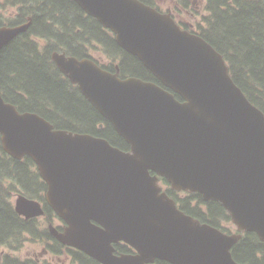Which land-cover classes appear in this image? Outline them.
I'll use <instances>...</instances> for the list:
<instances>
[{
    "label": "water",
    "instance_id": "1",
    "mask_svg": "<svg viewBox=\"0 0 264 264\" xmlns=\"http://www.w3.org/2000/svg\"><path fill=\"white\" fill-rule=\"evenodd\" d=\"M73 1L159 83L51 53L128 150L20 112L0 91L2 148L33 160L47 205L64 221L62 229L49 223V232L101 264H241L231 248L242 234L264 241V113L234 83L223 56L169 13L141 0ZM30 24L0 25V51ZM160 178L174 191L220 202L236 230L186 214ZM14 209L25 219L45 212L23 193ZM120 241L134 252L116 253L113 243Z\"/></svg>",
    "mask_w": 264,
    "mask_h": 264
},
{
    "label": "trees",
    "instance_id": "2",
    "mask_svg": "<svg viewBox=\"0 0 264 264\" xmlns=\"http://www.w3.org/2000/svg\"><path fill=\"white\" fill-rule=\"evenodd\" d=\"M155 6L153 0H142ZM207 12L195 30L224 58L230 76L246 97L264 113V0H204ZM182 5L188 7L189 1ZM15 8L13 17L0 25H16L31 19L29 28L13 38L0 51V91L3 99L20 111L34 112L55 128L88 133L107 139L112 145L128 150L129 145L80 93L76 85L62 74L51 60L53 51L78 58L89 57L101 67L120 77L135 76L159 83L137 57L124 51L114 35L73 0H4L0 10ZM173 16V15H172ZM190 29V23L179 20ZM193 31V30H192ZM175 96L180 99L178 95ZM166 193L186 214L201 222L231 232L229 214L218 201H205L199 193L177 192L160 178ZM41 179L33 160L15 159L0 142V245L18 249L25 240L43 242L55 254L67 255L69 264H100L74 248L60 244L40 227L36 218L18 215L11 200L15 192L43 203L45 220L56 215L47 205ZM60 229L61 226H58ZM116 251L130 253L125 243L114 244ZM233 258L241 264H264V241L255 232H245L231 248ZM0 264H52L49 259L19 258L0 251ZM154 264H171L155 260Z\"/></svg>",
    "mask_w": 264,
    "mask_h": 264
},
{
    "label": "rangeland",
    "instance_id": "3",
    "mask_svg": "<svg viewBox=\"0 0 264 264\" xmlns=\"http://www.w3.org/2000/svg\"><path fill=\"white\" fill-rule=\"evenodd\" d=\"M4 1V0H0ZM184 0H155L157 5L163 11L172 12L175 15L177 20H184L190 23V29L197 30V23L202 22V17L207 14L204 5V0H188L189 7H186L181 4ZM1 15L3 18L13 17L15 15V8L9 7L8 9H1ZM16 194L12 196L14 201ZM36 222L39 223V226L44 228L47 227V221L44 216L37 217ZM53 224H59L56 218L53 219ZM234 230V225L230 227ZM43 242L33 241L31 239L25 240L21 247L15 250H11L5 245H0V251H9L12 255L19 258H36V259H51L52 264H69L70 261L65 255L52 256L48 249L44 246Z\"/></svg>",
    "mask_w": 264,
    "mask_h": 264
},
{
    "label": "flooded vegetation",
    "instance_id": "4",
    "mask_svg": "<svg viewBox=\"0 0 264 264\" xmlns=\"http://www.w3.org/2000/svg\"><path fill=\"white\" fill-rule=\"evenodd\" d=\"M154 2H155V0H153ZM155 4H157L156 2H155ZM149 5H151V4H149ZM58 220V219H57ZM58 222H59V224H58V226H63V224L64 223H62V221L61 220H58ZM64 222V221H63ZM58 226H57V228H58ZM24 243V242H23ZM66 257H67V259H70L67 255H65Z\"/></svg>",
    "mask_w": 264,
    "mask_h": 264
}]
</instances>
